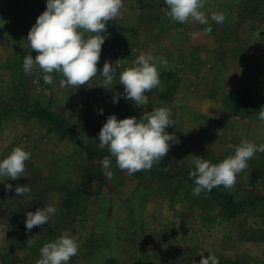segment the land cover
Listing matches in <instances>:
<instances>
[{
	"label": "rangeland",
	"instance_id": "obj_1",
	"mask_svg": "<svg viewBox=\"0 0 264 264\" xmlns=\"http://www.w3.org/2000/svg\"><path fill=\"white\" fill-rule=\"evenodd\" d=\"M118 17L107 22L98 71L105 61L117 72L110 85L98 73L86 85L61 87L59 74L45 84L39 68L23 71V58L36 52L26 42L46 0H0V159L17 146L31 153L27 177H0V264H36L40 248L68 230L79 243L69 264H199L214 254L219 264H264V153H256L231 189H219L244 201L234 218L220 214L207 191L192 194L190 155L219 163L234 154L232 145L248 140L264 144V0H206L208 25L176 23L161 10L163 0H122ZM224 13L217 24L211 14ZM211 31L204 29L209 27ZM87 35V34H86ZM164 57L157 65L161 85L145 108L123 98L119 74L141 53ZM169 90L166 97L161 93ZM38 106L73 125L78 137L62 138L29 115ZM168 107L169 133L180 143L149 170L133 175L110 165L92 194L68 214L61 211L66 189L78 186L84 165L79 140L96 139L109 115L118 119ZM103 109V115L99 110ZM104 150H107L106 148ZM161 173L164 177L155 176ZM29 185L16 196L6 184ZM46 205L58 211L49 225L25 228V213ZM43 228V230H42ZM35 243L28 245L27 240Z\"/></svg>",
	"mask_w": 264,
	"mask_h": 264
},
{
	"label": "clouds",
	"instance_id": "obj_2",
	"mask_svg": "<svg viewBox=\"0 0 264 264\" xmlns=\"http://www.w3.org/2000/svg\"><path fill=\"white\" fill-rule=\"evenodd\" d=\"M163 3L165 7L161 10L173 22L209 24V17L202 11L206 0H163ZM122 7V0H46L45 11L37 17L27 34L26 42L37 54L35 58L31 54L24 56V73L31 74L34 68H39L44 83L49 85L54 83L52 74L56 73L62 77L61 87L75 89L86 85L98 73L103 77L104 85L112 84L117 72L115 64L105 61L99 71L97 64L106 39L107 22L118 17ZM211 20L222 24L225 15L213 12ZM204 30L211 31V28ZM158 64H167L166 58L141 52L130 67L120 72L119 84L123 86V93L115 94L113 103L123 98L132 101L134 107L145 108L149 102L146 93L161 85ZM103 114V109H100L99 115ZM258 119L264 121V108L258 111ZM173 123L171 110L165 106L144 111L139 119L136 116L118 119L115 114L109 115L96 138L99 140L98 148H106L110 154L100 161L103 175L107 179L113 177L109 170L110 157L115 158L116 166L128 175L149 170L154 163L161 162L170 148L180 143L175 133L167 131ZM230 147L234 154L215 164L206 158L190 155L192 168L189 178L194 185V196L219 186L231 189L238 174L248 167V161L256 153H264V144L248 140ZM30 158V152L20 146L15 147L7 157L0 159V177L13 181L27 177L25 162ZM5 188L14 190L16 196H24L31 191L28 184L17 185L13 189L9 183ZM57 211L53 205H44L35 212H26V231L46 223L49 225ZM33 243V239L27 240L28 245ZM78 251L76 238L64 230L40 248L36 264H69ZM203 253H199V264H219L214 254L208 253L205 258Z\"/></svg>",
	"mask_w": 264,
	"mask_h": 264
},
{
	"label": "trees",
	"instance_id": "obj_3",
	"mask_svg": "<svg viewBox=\"0 0 264 264\" xmlns=\"http://www.w3.org/2000/svg\"><path fill=\"white\" fill-rule=\"evenodd\" d=\"M168 93L169 90L165 89L160 96L166 97ZM261 108H264V103L259 106V110ZM28 114L45 125L49 132H57L62 138L78 137L75 127L59 114L43 110L38 106H36L34 110L29 111ZM78 140L79 146L83 152L84 165L80 170L78 186L73 189L64 190L65 196L60 206L63 215L64 213L68 214L73 207H77V203L87 199L92 194L94 183L103 180L100 161L105 156H110L107 150L100 149L95 144H85L82 140ZM110 159L111 164H116L115 158L110 157ZM154 174L160 178L164 177L161 173ZM188 182L193 183L191 179H189ZM207 193L208 197L218 205L220 214L225 218H234L245 208L244 201H235L232 195L219 189V187H215ZM105 264L116 263L114 260L110 259L106 261Z\"/></svg>",
	"mask_w": 264,
	"mask_h": 264
}]
</instances>
